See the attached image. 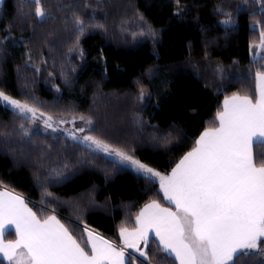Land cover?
<instances>
[{
    "label": "trees",
    "instance_id": "1",
    "mask_svg": "<svg viewBox=\"0 0 264 264\" xmlns=\"http://www.w3.org/2000/svg\"><path fill=\"white\" fill-rule=\"evenodd\" d=\"M42 5L46 22L33 15L31 0H4L0 6V37L9 36L0 42V90L46 114L91 117L92 134L162 173L212 126L226 96H254L255 72L264 71V59H253L255 48L250 52V44L259 43L253 26H264V0L179 5L42 0ZM229 18L230 24L222 23ZM141 88L143 101L137 98ZM21 120L0 105V182L23 195L38 215L51 204L77 239L86 224L118 243L120 226L133 228L145 204L155 199L168 205L158 183L66 135L56 141L40 133L24 139ZM5 239H14V233ZM157 244L151 237L152 264H162ZM167 264H174L172 258ZM238 264L254 262L241 257Z\"/></svg>",
    "mask_w": 264,
    "mask_h": 264
},
{
    "label": "snow or ice",
    "instance_id": "2",
    "mask_svg": "<svg viewBox=\"0 0 264 264\" xmlns=\"http://www.w3.org/2000/svg\"><path fill=\"white\" fill-rule=\"evenodd\" d=\"M31 2L35 4L33 15L46 22L49 17L42 0ZM231 22L230 18L222 21ZM75 23L79 26L83 21L76 17ZM79 30L82 34L83 28ZM253 31L259 32V43L250 44V52L255 48L253 59H264V26L254 25ZM148 32L155 35L151 27ZM8 39L5 35L0 42ZM254 79L255 95L226 96L212 126L169 173L92 134L94 121L89 116L55 119L34 103L0 90V105L10 107L29 123L41 120L45 130H62L89 152L103 153L113 164L158 183L162 199L169 205L162 206L155 199L145 204L136 214L133 228L120 226L119 244L86 224L77 239L51 204L38 215L23 195L0 182V264H152L156 253L148 251L151 237L158 242L157 252L164 254L162 264L168 258L174 264H238L241 257L264 264V153L257 152L264 147V71L257 69ZM137 98L145 99L143 88ZM77 119L83 126L60 128ZM19 128L23 136L29 135L24 123ZM13 232L14 240L4 239Z\"/></svg>",
    "mask_w": 264,
    "mask_h": 264
},
{
    "label": "rangeland",
    "instance_id": "3",
    "mask_svg": "<svg viewBox=\"0 0 264 264\" xmlns=\"http://www.w3.org/2000/svg\"><path fill=\"white\" fill-rule=\"evenodd\" d=\"M4 0H0V6L3 4ZM6 93V92H5ZM7 94V93H6ZM9 95V94H8ZM15 98V97H13ZM17 99V98H15ZM46 114V113H45ZM46 115H52L55 119H60V118H65V119H71V116L72 115H67V114H56V115H53V114H46ZM21 123H24L25 124V127L28 128L29 130V135L28 136H23L22 135V130H20V133H21V136L28 140V141H32V137L36 134V133H40L42 134L44 137H46L47 139H49L50 141H56L57 139H59L62 135H66L62 130L61 131H57V132H52L51 129H47L45 130L44 129V126H43V123L41 120H37L36 123H29L28 121L24 120L22 118ZM83 126V123L77 119L76 123L75 124H71V123H68V124H64V125H61L60 128L63 129V128H68V129H72L74 127L78 128V127H81Z\"/></svg>",
    "mask_w": 264,
    "mask_h": 264
},
{
    "label": "crops",
    "instance_id": "4",
    "mask_svg": "<svg viewBox=\"0 0 264 264\" xmlns=\"http://www.w3.org/2000/svg\"><path fill=\"white\" fill-rule=\"evenodd\" d=\"M168 204V203H167ZM162 206H165V207H168L169 205H163L162 204ZM30 207V206H29ZM144 207V206H143ZM142 207V208H143ZM59 218V217H58ZM60 219V218H59ZM129 229H131V228H129ZM96 232V231H95ZM14 233V232H13ZM96 233H98V232H96ZM99 235H101L100 233H98ZM102 237H104V238H106V239H109V238H107V237H105V236H103V235H101ZM154 238V237H153ZM4 239H5V237H4ZM14 239H15V234H14ZM14 239H11V240H14ZM6 240V239H5ZM109 240H111V239H109ZM113 241V240H112ZM117 243V242H116ZM120 243V238H119V242L117 243V244H119ZM128 252H131V249H129L128 250ZM138 255V254H137Z\"/></svg>",
    "mask_w": 264,
    "mask_h": 264
}]
</instances>
